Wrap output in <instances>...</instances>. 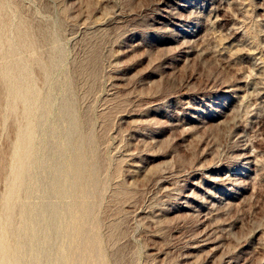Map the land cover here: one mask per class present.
<instances>
[{"label":"rangeland","instance_id":"1","mask_svg":"<svg viewBox=\"0 0 264 264\" xmlns=\"http://www.w3.org/2000/svg\"><path fill=\"white\" fill-rule=\"evenodd\" d=\"M39 124L33 148L61 143L75 164L51 197L80 215L64 264H264V0H0L14 233L42 201L6 197L19 134Z\"/></svg>","mask_w":264,"mask_h":264},{"label":"bare ground","instance_id":"2","mask_svg":"<svg viewBox=\"0 0 264 264\" xmlns=\"http://www.w3.org/2000/svg\"><path fill=\"white\" fill-rule=\"evenodd\" d=\"M11 84L13 102L22 104L25 112L31 113L32 98L36 92L33 91L31 95L24 93V79L21 75L13 77ZM40 126L33 130L24 129L19 134V143L14 153V181L6 197L7 202L11 203L18 191L24 190L27 195L39 194L42 201L25 204L20 209L22 224L15 233L13 217L16 207L9 203L4 206V213L0 215V264H26L27 261L29 264H64L68 261L66 251L73 243L69 242L80 221V215L74 207L72 209L68 204L51 200L52 196H63L71 192L75 164L70 160L66 165L62 160L64 146L61 143H58L54 153H50L51 148L46 141L36 149L33 148V139ZM56 133V129L50 128L47 139L55 137Z\"/></svg>","mask_w":264,"mask_h":264}]
</instances>
